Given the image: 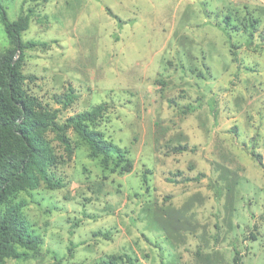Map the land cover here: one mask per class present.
Masks as SVG:
<instances>
[{"label":"rangeland","instance_id":"374dc122","mask_svg":"<svg viewBox=\"0 0 264 264\" xmlns=\"http://www.w3.org/2000/svg\"><path fill=\"white\" fill-rule=\"evenodd\" d=\"M0 1L13 22L32 12L28 94L61 125L108 104L96 129L134 165L50 134L62 188L19 194L43 244L6 264H264V0Z\"/></svg>","mask_w":264,"mask_h":264},{"label":"trees","instance_id":"16d2710c","mask_svg":"<svg viewBox=\"0 0 264 264\" xmlns=\"http://www.w3.org/2000/svg\"><path fill=\"white\" fill-rule=\"evenodd\" d=\"M31 13L25 15L23 11L22 16L13 22L0 1V20L14 45L0 54V264H6L10 259H21L23 254L20 250L37 253L42 247V239L30 232L23 204H15V201L19 194L36 191L43 184L51 190L62 188L51 174L53 168L60 164V158L50 134H55V139L70 156L73 146L69 132L73 131L89 146L93 159L102 158L104 168L113 166L114 173L128 174L134 169L127 151L96 129L108 112V104L70 117L61 125V110L45 106L39 98L26 91L28 79L23 73L25 51L36 45L25 44L22 34L30 28ZM251 45L252 40H249L248 47ZM56 100L63 109H68L74 102V94L71 92ZM176 151L182 153L185 148ZM254 157L263 166L261 157ZM236 261H239V255ZM101 264L116 263L107 260Z\"/></svg>","mask_w":264,"mask_h":264}]
</instances>
